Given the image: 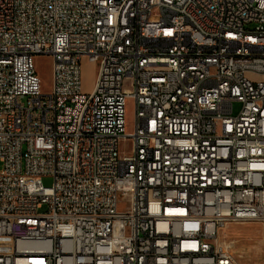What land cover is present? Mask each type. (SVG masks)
Listing matches in <instances>:
<instances>
[{"label": "built area", "instance_id": "obj_1", "mask_svg": "<svg viewBox=\"0 0 264 264\" xmlns=\"http://www.w3.org/2000/svg\"><path fill=\"white\" fill-rule=\"evenodd\" d=\"M0 162V264H238L226 227L264 240V0H0Z\"/></svg>", "mask_w": 264, "mask_h": 264}, {"label": "rangeland", "instance_id": "obj_2", "mask_svg": "<svg viewBox=\"0 0 264 264\" xmlns=\"http://www.w3.org/2000/svg\"><path fill=\"white\" fill-rule=\"evenodd\" d=\"M53 61L49 56H38L35 58V67L41 79V89L43 94H49L53 87ZM99 65L88 61L82 62L83 91L90 94L94 88ZM240 106H234V112L239 111ZM134 110L129 101L126 107L127 131L132 132V121ZM2 164L0 162V171ZM44 186L51 187L53 179L42 178ZM46 210V209H45ZM44 210V211H45ZM41 211V212H44ZM221 238L233 242V252L238 264H264V240L261 236V227L256 224H232L221 233ZM13 250V242L8 238H0V252Z\"/></svg>", "mask_w": 264, "mask_h": 264}, {"label": "bare ground", "instance_id": "obj_3", "mask_svg": "<svg viewBox=\"0 0 264 264\" xmlns=\"http://www.w3.org/2000/svg\"><path fill=\"white\" fill-rule=\"evenodd\" d=\"M226 228H227V227H226ZM226 228H225V229H226Z\"/></svg>", "mask_w": 264, "mask_h": 264}]
</instances>
